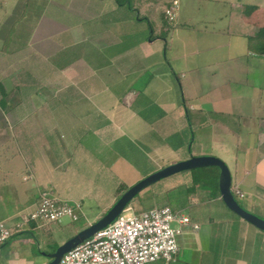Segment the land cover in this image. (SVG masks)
Returning a JSON list of instances; mask_svg holds the SVG:
<instances>
[{"label":"crops","instance_id":"0c3cea01","mask_svg":"<svg viewBox=\"0 0 264 264\" xmlns=\"http://www.w3.org/2000/svg\"><path fill=\"white\" fill-rule=\"evenodd\" d=\"M167 1L0 0V85L17 81L41 105L0 108L1 221L21 224L50 190L88 227L121 184L191 156L224 161L240 206L264 219V5L183 0L177 30ZM188 187L189 171L138 194V213L168 206L199 227L184 229L172 264H264V233L219 190ZM54 224L29 222L0 264H47Z\"/></svg>","mask_w":264,"mask_h":264},{"label":"built area","instance_id":"2783aa9c","mask_svg":"<svg viewBox=\"0 0 264 264\" xmlns=\"http://www.w3.org/2000/svg\"><path fill=\"white\" fill-rule=\"evenodd\" d=\"M181 1L168 0L163 10L164 21L170 26L177 24ZM231 191L235 198L244 196L237 188L231 187ZM78 209V205L43 190L36 210L24 216L21 224L11 226L0 220V247L29 222L38 227L60 223L64 218L76 222ZM186 227L199 228L168 206L136 213L128 205L110 225L64 254L59 264H172L179 252L178 237Z\"/></svg>","mask_w":264,"mask_h":264},{"label":"water","instance_id":"95a60500","mask_svg":"<svg viewBox=\"0 0 264 264\" xmlns=\"http://www.w3.org/2000/svg\"><path fill=\"white\" fill-rule=\"evenodd\" d=\"M215 167L219 170L218 190L222 202L228 210L236 216L254 226L256 229L264 233V219L244 210L231 191V173L228 166L219 158L213 156H191L187 160L179 161L174 164L161 168L138 181L124 192L114 205L95 223L89 225L83 230L79 231L73 237L68 239L65 243L58 246L57 249L49 255L47 264H59L60 259L64 254L81 244L83 241L92 237L98 231L110 225L120 213L129 205V203L138 194L146 188L174 175L182 172L192 171L201 168Z\"/></svg>","mask_w":264,"mask_h":264},{"label":"rangeland","instance_id":"374dc122","mask_svg":"<svg viewBox=\"0 0 264 264\" xmlns=\"http://www.w3.org/2000/svg\"><path fill=\"white\" fill-rule=\"evenodd\" d=\"M166 1V0H165ZM195 1V2H194ZM239 2V3H242V4H263L264 5V0H233V2ZM168 2V1H167ZM181 3H183V0L181 1ZM193 3H201L200 0H193ZM181 6V5H180ZM180 15V16H179ZM195 16V15H194ZM185 18V17H184ZM195 18V17H194ZM164 20V19H163ZM164 23L170 28V29H175V26H170L168 25L165 21ZM177 24H178V27H176L177 30H181L185 24V20L182 18V12L180 13V9H179V13H178V18H177ZM192 26V23L190 24ZM167 59L169 61L170 59V53H168L167 55ZM172 64V63H171ZM173 64L175 65L176 63L173 62ZM15 84H17V81L13 82L9 85L7 83V85L5 87H3V90L5 91L6 93V100L7 101V104H6V109L4 111L6 112H11V111H16V112H28V111H32L33 108L32 106H34L35 108L37 109H40L39 107H41V105H38V104H35L34 105L32 104V102L30 101V99L28 98L27 96V92H26V89H23L22 92H20V89L19 90H16L15 88ZM21 93V94H20ZM0 99H1V94H0ZM2 106V105H1ZM0 106V107H1ZM42 106H44L42 104ZM46 109L47 110H54V111H58V105L56 104H47L46 105ZM41 110V109H40ZM60 110V109H59ZM188 141H192V137H190L188 139ZM39 147L41 146V143L38 144ZM188 148V147H187ZM188 151L186 150V157H188ZM224 162V161H223ZM157 167V166H156ZM156 167L154 168H151L150 171H152V169H155ZM213 169V171H217V168L215 167H210ZM157 169V168H156ZM203 168L201 169H195L193 171H198V173L202 174V172H199V171H203L202 170ZM204 174V173H203ZM219 174V173H218ZM214 178V177H212ZM136 184V183H135ZM126 186V185H125ZM131 186V185H129ZM133 186V185H132ZM139 198L140 196H136L134 199H132V201L129 203V205L133 208L134 212H138L140 210H138L137 208H139L141 202H138L139 201ZM153 200V199H152ZM137 205H139L137 207ZM102 217V216H101ZM100 217V218H101ZM58 223H55L54 225H52V231L50 234L46 235L44 238V242L42 244V247H41V250L42 252H47L48 255L49 254H52L56 249H57V246H60L62 245L63 243H65L68 239H70L71 237H73L75 234H77L76 231H81L84 229V225H82V221L81 220H78L76 222H69V219L68 218H64L60 224ZM86 228V227H85ZM78 231V232H79ZM182 236V235H181ZM179 238V237H178Z\"/></svg>","mask_w":264,"mask_h":264},{"label":"trees","instance_id":"16d2710c","mask_svg":"<svg viewBox=\"0 0 264 264\" xmlns=\"http://www.w3.org/2000/svg\"><path fill=\"white\" fill-rule=\"evenodd\" d=\"M116 3H121L122 0H115ZM164 19V18H163ZM264 36V32H263ZM261 53L264 52V48L260 51ZM0 94H1V100H0V108L1 110L6 109V93L3 90V87L0 85ZM188 144V143H187ZM189 159V158H188ZM187 160V159H185ZM202 174L198 173V171H189L190 174V187H188L186 190L188 192H196L197 190H203L209 192L210 196H217L218 195V177H219V170L213 171L212 168H203ZM204 173V174H203ZM149 175V174H148ZM214 177V178H212ZM130 188V187H129ZM129 188H127L125 185L121 184L118 189V200L120 196L126 192Z\"/></svg>","mask_w":264,"mask_h":264}]
</instances>
